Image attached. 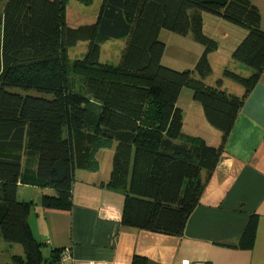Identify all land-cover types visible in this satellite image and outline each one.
Listing matches in <instances>:
<instances>
[{"label": "trees", "instance_id": "obj_1", "mask_svg": "<svg viewBox=\"0 0 264 264\" xmlns=\"http://www.w3.org/2000/svg\"><path fill=\"white\" fill-rule=\"evenodd\" d=\"M68 2L0 0V237L23 248L9 264L45 258L27 220L34 204L18 198V186L50 188L41 206L68 210L75 170L96 169L95 153L111 143L104 186L124 195L122 224L181 235L264 71V29L253 0H101L95 21L76 28L66 22ZM204 12L245 29L230 58L250 68L248 76L224 66L206 81L218 42L203 32ZM162 29L191 33L202 45L193 69L163 64ZM110 39L124 40L115 63L100 59ZM78 41L86 42L85 51L71 58L68 48ZM224 78L241 84L243 93L227 91ZM184 87L221 132L218 146L183 132L177 102ZM255 232L251 215L239 247L250 249ZM60 251L51 252V264Z\"/></svg>", "mask_w": 264, "mask_h": 264}, {"label": "crops", "instance_id": "obj_2", "mask_svg": "<svg viewBox=\"0 0 264 264\" xmlns=\"http://www.w3.org/2000/svg\"><path fill=\"white\" fill-rule=\"evenodd\" d=\"M253 3L260 11L264 29V0H253ZM242 36H231L232 44L221 66L226 61L225 65H231L234 71L249 75L250 68L230 58L232 48ZM212 76L211 82L216 79ZM223 87L237 95L244 90L241 84L227 78L223 80ZM180 107L185 134L200 136L210 145L221 143V132L208 123L202 107L198 109V120L192 124L191 120L188 130H185L186 110ZM107 147L110 148L107 159L102 151L105 147L95 153L96 169L75 170L70 209H45L39 201L33 203L27 220L45 257L40 264H51L54 249L61 251L53 264H132L134 257L136 264H183L185 261L264 264V71L245 98L181 235L122 224L124 195L104 186L114 143ZM22 186L37 189L39 194L53 192L50 188L19 185L18 198ZM19 199L33 202V199ZM251 215L256 217L255 237L252 247L243 249L239 242ZM16 244L0 237V247L8 253L3 264H9L13 254H23V248Z\"/></svg>", "mask_w": 264, "mask_h": 264}, {"label": "rangeland", "instance_id": "obj_3", "mask_svg": "<svg viewBox=\"0 0 264 264\" xmlns=\"http://www.w3.org/2000/svg\"><path fill=\"white\" fill-rule=\"evenodd\" d=\"M100 2L101 0H93L90 4H84L78 0H69L66 7L67 25L69 27L76 28L78 26L93 23L100 6ZM203 32L205 35L218 42L217 53L214 54V51L209 54V61L212 69H214L213 75L217 78L224 68L221 66V62L224 61V55L229 52V45L232 44L230 41L231 36L235 38L236 36L238 37V35H244L246 31L243 27L232 24L219 16L204 12ZM159 40L165 44V50L162 58L163 64H168L171 68L179 70L193 69L197 58L203 50L202 45L193 40L191 33L180 35L175 32L162 29L159 33ZM123 45V39H110L104 42L101 46V61L109 63L117 62ZM85 48L86 42L78 41L68 48V55L71 58L80 57L84 53ZM225 64L226 61L223 63V66H228L230 69L235 70L231 65ZM219 70L221 71L219 72ZM241 73L243 74V72ZM244 76H248V74H245ZM211 79L212 78L209 77L206 81H210ZM177 103H179L180 106H183L186 110L187 126L185 130H188L187 127H189L188 124L191 120V124L198 120V109H201V105L197 101L193 100L192 90L187 87L182 88L179 95V102ZM107 149L110 148L105 147L102 149V151H105L106 159L110 153ZM41 194L42 193L39 194L37 189L25 188L23 186L20 188V197L33 199V203L38 201L40 202ZM16 245L22 247L21 244ZM2 247L3 246L0 247V264L6 262V258L8 256V253Z\"/></svg>", "mask_w": 264, "mask_h": 264}, {"label": "built area", "instance_id": "obj_4", "mask_svg": "<svg viewBox=\"0 0 264 264\" xmlns=\"http://www.w3.org/2000/svg\"><path fill=\"white\" fill-rule=\"evenodd\" d=\"M183 264H203L202 262H188L185 261Z\"/></svg>", "mask_w": 264, "mask_h": 264}]
</instances>
